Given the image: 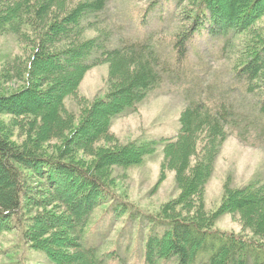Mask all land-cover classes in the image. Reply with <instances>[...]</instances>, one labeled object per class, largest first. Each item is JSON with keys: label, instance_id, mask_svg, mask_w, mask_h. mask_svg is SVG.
Instances as JSON below:
<instances>
[{"label": "trees", "instance_id": "trees-1", "mask_svg": "<svg viewBox=\"0 0 264 264\" xmlns=\"http://www.w3.org/2000/svg\"><path fill=\"white\" fill-rule=\"evenodd\" d=\"M67 1L0 0V34L26 35L36 45L35 54L26 64L13 63L4 54L0 57V66H8L7 70L27 84L18 92L0 94V114L36 119L31 121L40 123L37 125L45 131L42 141L66 134L57 157L40 152L42 141H33L29 135V130L34 134L32 128L26 130L27 143L18 145L9 141L11 133H4L0 126V237L5 231L19 228L22 238L42 252L47 264H106L114 259L115 252H100L98 246L87 241L93 211L112 199V188L104 181L108 175L105 169L141 164L162 145L165 159L180 158L174 167L180 176L181 193L175 204L164 205L155 217L153 223L163 229L147 235L143 264L171 259L175 264H264V181L251 179L240 188L226 187L221 204L211 215L205 214L200 203L228 137L227 127L234 121L233 111L223 102L214 108L204 100L193 101L182 110L180 130L174 137L156 140L139 136L121 148L114 142L111 148L98 147L99 140H108L112 120L136 110L171 67L148 40L109 44L110 34L103 28L102 14L110 0H77L75 5ZM162 1L152 0L144 17ZM174 1L192 18L191 25L182 26L176 35L178 64L186 59L196 32L224 37L225 47H239L235 76L255 91L257 82L264 81L262 0H228L223 9L220 0ZM90 30L97 34L88 36ZM103 63L110 65L113 91L102 97L101 103L84 110L85 115L79 114L82 120L75 127L77 117L66 108V99L77 94L88 70ZM35 83H47L45 90L35 89ZM259 109L264 113V93ZM90 117L97 118L90 121ZM15 128L23 132L20 126ZM202 138L203 147L198 151ZM76 149L98 151L89 169L73 161ZM23 168L44 179L47 198L39 199L29 191ZM73 176L80 177L76 185ZM67 186L72 188L70 195L63 191H69ZM53 202L61 205L62 215L44 210ZM30 203L43 211L27 218L25 210H29ZM192 209L196 213H190ZM227 213L240 215L250 236L214 229L216 220Z\"/></svg>", "mask_w": 264, "mask_h": 264}, {"label": "rangeland", "instance_id": "rangeland-1", "mask_svg": "<svg viewBox=\"0 0 264 264\" xmlns=\"http://www.w3.org/2000/svg\"><path fill=\"white\" fill-rule=\"evenodd\" d=\"M220 1L222 9L228 5V0ZM72 2L68 0L67 4L75 5L77 0ZM151 2L152 0H110L102 14L105 20L103 28L109 32V44L112 46L125 41L148 40L158 49L161 60L171 67V71L163 73L161 84L148 93L136 110L112 120L108 140H99L97 146L111 148L116 143L121 148L139 136L156 140L174 137L180 130L181 112L188 103L204 100L217 108L223 102L233 111L234 121L227 127L228 137L215 160L213 173L205 184L202 200L195 199L196 204L199 201L203 203V211L208 216L221 204L226 187L240 188L251 179L264 181V113L259 109L264 81L257 82L255 91H251L246 82L240 81L234 74L239 47L236 48L235 44L233 47H225L224 37H214L202 32L194 34L189 42L186 59L178 64L174 49L176 35L182 26L191 25L192 18H188L187 12H182L174 0H163L157 7L149 9L145 18V9ZM263 5L264 0L261 1L262 8ZM86 34L94 36L97 33L90 30ZM25 36L0 34V57L4 54L3 57H9L13 63L26 64L29 57L35 54L36 45ZM5 66H0V94H11L27 87L23 78L16 77ZM26 75L24 72L25 78ZM46 84L35 83L33 87L41 91L45 90ZM113 85L109 63L97 65L86 72L80 80L77 94L68 97L65 104L70 113L77 117L75 127L86 113L82 112L96 103H101L102 97L113 91ZM79 114L82 115L80 118ZM94 118L97 117H90V121ZM31 120L36 121L34 118L18 119L12 115L0 114L3 132L11 133L8 136L9 141L18 145L24 141L27 143L26 130L30 128L34 130V134L29 130L34 142L36 139L40 142L44 139L43 126H38L40 123L36 126ZM13 122L23 132L15 128ZM63 138H66V134L61 137L48 136L39 144L38 149L41 153L59 157L58 154L64 146ZM202 141L203 138L198 144V151L203 147ZM29 145V148L33 147V143ZM75 151L73 161L88 169L98 154L95 150ZM179 162L180 158L165 159L162 145H158L141 164L129 168L111 166L105 169L108 175L104 181L112 188V199L93 211L87 228V241L90 245L98 246L100 252H115L114 259L106 264L144 263V242L147 235L154 230L163 229L153 223L155 217L164 205L171 202L175 204L181 193L178 182L180 176L177 177L178 171L174 167ZM194 163L192 157L191 166ZM21 170L26 177L29 191L34 192L39 199L47 198L46 189L43 187L44 179H40L35 171L25 168ZM186 175L190 177L189 173ZM71 179L76 185L80 177L73 176ZM71 189L63 191L70 195ZM28 207L29 210H25L27 218L43 211L42 207H35L31 203ZM45 207V211L62 215L60 204L53 202ZM189 212L196 213V210ZM182 214L186 215L183 211ZM214 229L250 236V231L243 227L240 215L227 213L220 216ZM0 264L47 263L42 252L33 249L16 227L5 231L0 237ZM160 264L175 262L171 259Z\"/></svg>", "mask_w": 264, "mask_h": 264}]
</instances>
